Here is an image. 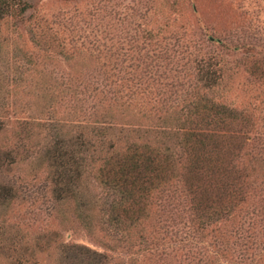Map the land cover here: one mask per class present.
Listing matches in <instances>:
<instances>
[{"label":"rangeland","instance_id":"374dc122","mask_svg":"<svg viewBox=\"0 0 264 264\" xmlns=\"http://www.w3.org/2000/svg\"><path fill=\"white\" fill-rule=\"evenodd\" d=\"M25 1L24 16L0 26V185L16 191L0 199V264H15V237L27 264H57L62 243L106 264H264V0ZM212 104L238 111L211 161L221 169L210 201L238 194L223 219L201 218L180 177L150 197L135 229L114 230L101 154L83 155L77 196L52 200L45 150L62 136L97 145L107 129L130 149Z\"/></svg>","mask_w":264,"mask_h":264},{"label":"trees","instance_id":"16d2710c","mask_svg":"<svg viewBox=\"0 0 264 264\" xmlns=\"http://www.w3.org/2000/svg\"><path fill=\"white\" fill-rule=\"evenodd\" d=\"M29 9L30 5L25 0H0V26L6 19H21ZM216 73L214 69L203 72L205 81L214 83ZM237 116L238 111L235 109L218 104L208 108L187 109L183 129L161 133L162 136L155 137L152 142H134L130 149L114 146L113 135L107 129L102 133L99 131L97 145L83 133L62 136L60 141L48 145L45 150L53 169L48 179L52 187V200L60 207L69 197L77 196V183L86 165L83 155L92 159L94 155L101 154L100 183L111 195L117 196L110 205V226L114 230L128 232L129 229H135L150 197L152 199L158 189L163 187L162 184L169 185L180 177L184 178V185L193 195L201 218L207 221L223 219L229 213L231 203L237 202L238 194L233 191L227 205L210 201L209 180L221 169L219 165L211 164V161L212 157H216L214 161L217 162L222 151L219 148L222 137L217 133L234 122ZM186 123L190 126H185ZM213 151L217 154H211ZM15 196L16 191L12 187L0 185V199L6 201V198ZM10 241L12 245L8 249L16 256L13 262L27 264L26 249L23 246L12 247L18 244L16 237ZM58 247L57 264H106L108 260L105 254L82 245L62 243ZM5 248V243L0 240V251Z\"/></svg>","mask_w":264,"mask_h":264}]
</instances>
